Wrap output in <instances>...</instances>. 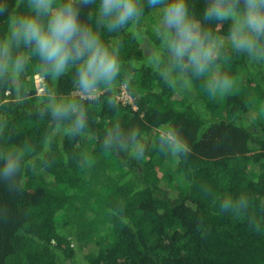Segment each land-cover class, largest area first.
Segmentation results:
<instances>
[{
  "label": "trees",
  "instance_id": "16d2710c",
  "mask_svg": "<svg viewBox=\"0 0 264 264\" xmlns=\"http://www.w3.org/2000/svg\"><path fill=\"white\" fill-rule=\"evenodd\" d=\"M209 2L188 0L189 9L227 37L232 21L206 20ZM98 3L78 0L80 20L118 46L119 75L139 91L129 90L127 107L72 99L78 64L47 74L34 43L9 38L12 15H36L30 0H0L10 57L0 73V167L20 157L18 171L0 176V264L20 253L25 264H264V62L226 46L205 75L173 67L155 31L159 6L142 0L135 24L110 31L97 23ZM156 52L174 83L151 62ZM18 56L25 63L14 75ZM213 74L232 77L231 90L209 95ZM59 102L76 106L54 116ZM158 129L175 130L187 150L174 152ZM224 200L233 209H221ZM92 201L88 232L78 218Z\"/></svg>",
  "mask_w": 264,
  "mask_h": 264
},
{
  "label": "clouds",
  "instance_id": "9594fccd",
  "mask_svg": "<svg viewBox=\"0 0 264 264\" xmlns=\"http://www.w3.org/2000/svg\"><path fill=\"white\" fill-rule=\"evenodd\" d=\"M149 6L160 8L155 31L173 67L187 65L194 74L205 75L226 46L246 54L250 60L264 62V0H210L204 18L231 20L227 37L202 28L191 13L188 0H149ZM30 7L36 15L10 17L9 38L34 43L47 74L56 78L66 70L69 61L78 64L77 76L84 98L95 95L101 82L111 85L115 81L121 67L118 46L105 43L98 31L81 23L78 0H30ZM96 11L97 23L105 24L110 31L126 26L129 21L135 24L144 14L142 0H99ZM41 14L48 15L47 23L41 20ZM0 45V55L5 57L4 64L0 65L2 73L10 57L8 41ZM151 62L166 81L174 83L170 70L160 67L163 61L159 52L153 54ZM24 63L22 56L15 59L14 75L23 70ZM232 86V77L213 74L207 89L209 95L215 96L231 90ZM75 106V102L55 103L52 114L67 113ZM82 116L81 113L77 119L79 127H83ZM162 139L169 142L174 152L187 150L175 130L163 132ZM140 152H143L142 147ZM19 168L20 157L9 155L0 167V176L8 177ZM220 207L233 209V203L224 200Z\"/></svg>",
  "mask_w": 264,
  "mask_h": 264
},
{
  "label": "rangeland",
  "instance_id": "374dc122",
  "mask_svg": "<svg viewBox=\"0 0 264 264\" xmlns=\"http://www.w3.org/2000/svg\"><path fill=\"white\" fill-rule=\"evenodd\" d=\"M37 75L38 74H36L34 76V84L38 88L41 85V80ZM207 79L210 80L211 77L207 76ZM129 90H134V91L139 93V91L136 90V84H135L134 80L132 78H130V76L128 74H124V75H118L116 77L115 81L111 85L102 84L101 86H99L97 88L95 95L84 98L81 91H76L75 93H73L71 98L75 99V98L80 96V98H83L85 100H87V99L98 100V102L101 104L103 102V99H101V97L102 98L104 97V98H108V100H110V101L111 100H115L116 102L121 101L123 104V107H127V106H129L128 103L134 102L133 99L131 98L132 94L130 93ZM165 131L166 130H164V129H158L157 130V132L160 133V137H162V133ZM158 160L159 159L156 158V161H158ZM88 172L91 174H88L87 176L89 177V179L91 180V182L94 185L95 180L99 177V174L95 175L97 172H94L91 169ZM96 202L97 201H92L90 208L83 214V216H81V217L79 216V218H78V219H80V218L85 219V226H86L85 230H87L88 232L89 231L92 232V230H89V229H91L89 226L94 225L91 221L93 219H95V216L97 214L98 209L96 207ZM77 207H79V206L77 205ZM9 264H25L24 263V255L21 253L19 254V256L16 255L14 258L10 259Z\"/></svg>",
  "mask_w": 264,
  "mask_h": 264
},
{
  "label": "built area",
  "instance_id": "2783aa9c",
  "mask_svg": "<svg viewBox=\"0 0 264 264\" xmlns=\"http://www.w3.org/2000/svg\"><path fill=\"white\" fill-rule=\"evenodd\" d=\"M40 80H41V83H43V79L40 78ZM40 91H43V88H41Z\"/></svg>",
  "mask_w": 264,
  "mask_h": 264
}]
</instances>
